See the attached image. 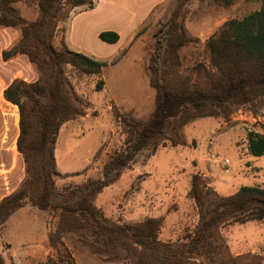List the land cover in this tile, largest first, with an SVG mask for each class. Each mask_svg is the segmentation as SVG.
<instances>
[{"label": "rangeland", "instance_id": "374dc122", "mask_svg": "<svg viewBox=\"0 0 264 264\" xmlns=\"http://www.w3.org/2000/svg\"><path fill=\"white\" fill-rule=\"evenodd\" d=\"M175 5L174 0H95L93 9L64 7L62 12L68 16L57 23L55 48L66 46L83 53L101 62L103 69L100 75L88 76L65 67L74 101L84 115L64 124L59 132L54 149L56 201L101 179L105 164L124 150L126 132L118 115L145 122L153 113L156 96L149 85V60L155 35ZM16 7L28 21L37 19L35 1ZM260 8L261 0H236L230 8L214 0H192L184 15L190 43L180 50L179 74L207 87L205 74L212 67L206 42L219 34L227 21L242 20ZM104 31L118 33V41H101L99 34ZM12 33L0 28V41L12 38L11 43L15 42ZM38 78L27 58L10 66L0 64L2 196L12 193L25 178L23 158L14 144L19 111L4 99L2 91L12 79L31 83ZM171 133L168 131L178 146L167 139L158 140L142 151L115 183L96 195L93 203L107 220L119 224L160 219L159 241L173 259L188 264H264V220L223 225L215 231L210 246L198 251L192 249L188 238L199 223L198 208L189 195L193 175L201 176L213 190L205 199L207 210L219 197L232 195L241 187L264 188V156L255 158L248 151L249 137L264 134V98L232 107L224 118H199L177 135ZM58 214L40 211L30 203L16 211L0 229V254L5 264H45L64 253L70 255L68 264H141L138 256L124 252L95 254L79 234L67 235L57 249L51 248L48 235L56 228Z\"/></svg>", "mask_w": 264, "mask_h": 264}, {"label": "trees", "instance_id": "16d2710c", "mask_svg": "<svg viewBox=\"0 0 264 264\" xmlns=\"http://www.w3.org/2000/svg\"><path fill=\"white\" fill-rule=\"evenodd\" d=\"M29 1H35L38 11L33 22L21 16L16 7ZM174 1L176 5L167 23L155 35L148 65L149 85L156 96L153 113L145 122L118 115L126 132L124 150L105 164L101 179L89 181L83 188L72 190V197L56 201L59 195L55 193L58 172L54 149L59 132L64 124L84 115L74 101L65 67L93 76L101 74L103 64L66 46L58 50L53 40L58 21L68 16L62 12L64 7L93 9L95 0H0V28L19 33L14 45L2 51V60L7 62L25 55L39 76L31 83L16 79L3 92L4 99L19 111L15 148L23 157L25 178L17 190L0 201V229L16 211L30 203L40 211H58L56 228L48 235L53 249H57L63 237L79 234L81 242L95 254L124 252L138 256L141 264H188L170 257L169 250L163 251L159 241L160 219L119 224L107 220L93 203L96 195L115 183L123 170L158 140L167 139L174 147L178 146L179 142L168 131L177 135L196 119L224 118L228 109L264 98V0L259 11L242 20L227 21L219 34L206 42L212 67L211 71L206 70L207 87L179 74L180 50L190 43L184 15L192 0ZM214 1L229 7L236 0ZM99 39L114 44L119 35L104 31ZM100 88L101 83L97 85ZM248 151L255 158L264 156V134L249 137ZM212 193L201 176L193 175L189 195L198 208L199 223L188 238L196 251L210 246L215 231L223 225L264 220V188L241 187L232 195L219 197L207 210L205 199ZM69 258L64 253L45 264H68ZM0 264H5L1 254Z\"/></svg>", "mask_w": 264, "mask_h": 264}, {"label": "crops", "instance_id": "0c3cea01", "mask_svg": "<svg viewBox=\"0 0 264 264\" xmlns=\"http://www.w3.org/2000/svg\"><path fill=\"white\" fill-rule=\"evenodd\" d=\"M235 3V2H234ZM234 5V4H233ZM233 5H231V6H229L228 8H230V7H232ZM3 30H8V31H10V32H14V33H12L13 34V37L15 38H17L16 39V41L18 40V38H19V34H18V32L16 31V30H14V29H11V28H6V29H3ZM110 30H113V29H110ZM11 39L12 38H10V39H5L4 40V42H1L0 41V44L2 45V48H1V50H0V64L1 65H3V66H10V65H12L13 63H15V62H17V61H21V60H25V58H27L25 55H19V56H17L16 58H14V59H12V60H10V61H7V62H4L3 60H2V58H1V53H2V51L3 50H6V49H9L10 47H12L13 45H14V43L16 42H13V43H11ZM28 59V58H27ZM14 81V79H12L7 85H6V87H5V89L8 87V85L9 84H11L12 82ZM3 87V86H2ZM3 92H4V89H3V91H2V94H3ZM1 107V106H0ZM2 109V108H1ZM2 131V129H0V145L3 143V141H4V134H3V132H1ZM18 135H19V128H17V131L15 132V141H17V138H18ZM14 141V142H15ZM15 144V143H14ZM18 152V151H17ZM21 155V154H20ZM23 158V157H22ZM19 161V160H18ZM23 162H24V160H23ZM24 170H25V163H24ZM24 180V179H23ZM22 183V182H21ZM21 183H20V185H21ZM19 185V186H20ZM19 186H18V188H19ZM18 188H16L15 190H17ZM14 190V191H15ZM14 191H12V193L14 192ZM11 194V193H10ZM10 194H8V195H10ZM8 195H4V196H2L1 195V192H0V201L3 199V198H5L6 196H8Z\"/></svg>", "mask_w": 264, "mask_h": 264}, {"label": "built area", "instance_id": "2783aa9c", "mask_svg": "<svg viewBox=\"0 0 264 264\" xmlns=\"http://www.w3.org/2000/svg\"><path fill=\"white\" fill-rule=\"evenodd\" d=\"M225 164L228 166V164H229V160H226V161H225Z\"/></svg>", "mask_w": 264, "mask_h": 264}]
</instances>
